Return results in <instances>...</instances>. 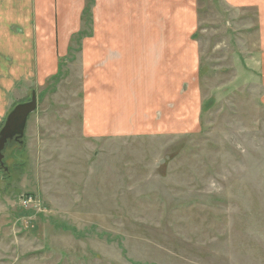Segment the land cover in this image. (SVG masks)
Segmentation results:
<instances>
[{
	"label": "rangeland",
	"instance_id": "obj_1",
	"mask_svg": "<svg viewBox=\"0 0 264 264\" xmlns=\"http://www.w3.org/2000/svg\"><path fill=\"white\" fill-rule=\"evenodd\" d=\"M199 4L198 125L188 112L177 134L85 136L75 52L46 85L16 88L10 104L36 91L38 107L0 169V264H264L256 11ZM86 22L89 31L91 14ZM194 73L167 74V84L177 92Z\"/></svg>",
	"mask_w": 264,
	"mask_h": 264
},
{
	"label": "crops",
	"instance_id": "obj_2",
	"mask_svg": "<svg viewBox=\"0 0 264 264\" xmlns=\"http://www.w3.org/2000/svg\"><path fill=\"white\" fill-rule=\"evenodd\" d=\"M94 1L87 31L88 0H0V126L22 101L10 104L16 88L23 82L46 85L74 52L83 76L85 136L177 134L188 112L200 124L199 0ZM222 1L256 11L252 69L263 89L264 0ZM183 70L195 73L175 92L167 74Z\"/></svg>",
	"mask_w": 264,
	"mask_h": 264
},
{
	"label": "water",
	"instance_id": "obj_3",
	"mask_svg": "<svg viewBox=\"0 0 264 264\" xmlns=\"http://www.w3.org/2000/svg\"><path fill=\"white\" fill-rule=\"evenodd\" d=\"M32 92L29 101L15 104L5 117V122L0 129V169L3 168L5 171H8V167L5 166V159L7 158L6 152L24 147V138L29 116L37 110V93L36 91Z\"/></svg>",
	"mask_w": 264,
	"mask_h": 264
},
{
	"label": "built area",
	"instance_id": "obj_4",
	"mask_svg": "<svg viewBox=\"0 0 264 264\" xmlns=\"http://www.w3.org/2000/svg\"><path fill=\"white\" fill-rule=\"evenodd\" d=\"M32 202H35L34 197L32 195L29 196V194H28V196L23 197L22 204L24 207L29 208L30 207L29 205L33 204Z\"/></svg>",
	"mask_w": 264,
	"mask_h": 264
},
{
	"label": "trees",
	"instance_id": "obj_5",
	"mask_svg": "<svg viewBox=\"0 0 264 264\" xmlns=\"http://www.w3.org/2000/svg\"><path fill=\"white\" fill-rule=\"evenodd\" d=\"M94 3H95L94 0H88L87 7L85 10V16L90 15V14L92 15V7H93ZM0 129H1V126H0Z\"/></svg>",
	"mask_w": 264,
	"mask_h": 264
}]
</instances>
